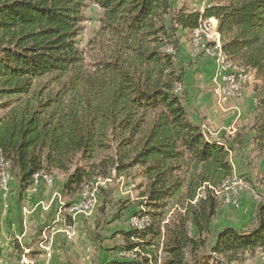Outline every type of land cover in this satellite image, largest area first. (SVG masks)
Segmentation results:
<instances>
[{"label": "trees", "instance_id": "obj_1", "mask_svg": "<svg viewBox=\"0 0 264 264\" xmlns=\"http://www.w3.org/2000/svg\"><path fill=\"white\" fill-rule=\"evenodd\" d=\"M89 3L101 10L99 29L80 50ZM201 19H216L223 52L261 84L253 139L264 152V0L190 13L172 0H0V156L19 191L39 171L62 173L76 194L94 178L140 170L131 217L147 223L115 233L131 258L112 264H233L264 249V200L251 229L212 232L234 142L192 122L178 92L177 32Z\"/></svg>", "mask_w": 264, "mask_h": 264}, {"label": "rangeland", "instance_id": "obj_2", "mask_svg": "<svg viewBox=\"0 0 264 264\" xmlns=\"http://www.w3.org/2000/svg\"><path fill=\"white\" fill-rule=\"evenodd\" d=\"M218 2L219 0H172L175 10L183 9L186 13L202 12L206 6ZM93 5L87 4L82 12L84 21L81 23L82 33L78 39L80 50L87 49V42L99 29L98 21L101 10L94 8ZM205 20L201 19L199 24ZM213 22L217 32L216 19ZM191 31L178 30L177 32L179 41L177 60L185 73V81L178 90L179 95H181L183 105L191 117L193 113H197V98L195 99L193 96L195 90L197 91L195 94L202 98L203 102L201 103L204 104L201 107L203 110L197 115L201 117V122L206 124V127L213 128L209 129L212 134H217L216 137L221 136L228 139L229 142H234L231 145L232 151L229 156L234 170L233 178L240 179L246 184V188L237 190L235 196L231 197V202L230 199L227 201L224 193H220L218 190V209L213 224L225 221L231 227L247 231L254 226L257 206L264 200V152L257 148L253 139L255 134L253 129L257 124V112L255 111L257 102L253 91L255 86L261 84L256 80L254 73H250L249 83L240 98L224 104L218 101L213 94V76L209 78L210 84L201 86L200 82H195L207 76L203 73L205 71L208 74L206 68H209V65L208 62H205L207 58L192 51ZM198 67L206 68H202L203 72L198 75L196 72ZM195 84L199 85L195 86ZM228 111L235 112L228 116ZM5 113V110L0 109V117ZM206 121H209V124ZM228 127H232L235 131L232 134L228 133ZM48 173L53 178L51 186L41 183L36 187L30 186L28 189L22 190L19 195L14 196L17 197L19 204L27 207L36 206L39 213L43 212L42 218H39L44 223L41 226L40 234L43 230L46 233L49 232V228L57 219V212L61 207L75 202L82 189H79L76 194L67 193L63 190L66 176L57 171H47ZM139 175V169L127 171L121 177L115 176L113 173L110 174L104 185L95 191L96 205L91 213L79 215L74 219L67 218L66 227L73 233V237L71 241H68V246L65 244L58 246L62 250L68 247L67 251L71 253L70 255L68 253L64 259V264H112L113 261L121 259L119 251L116 249L121 247L122 241L118 236H115V233L127 230L133 219L131 215L140 210L138 185L141 182ZM10 177L11 181L7 191L0 189V207L3 209L0 214H9V204L16 203V199L12 197L14 191L12 189L18 191L19 187L14 179V171L11 172ZM115 217H120V219H115ZM169 217L173 219L174 215L168 213L166 219ZM59 233L65 236L64 233ZM74 249L78 254L74 253ZM129 258L131 255L126 254V259ZM262 258H264V249L244 252L239 255L238 262L233 264H261ZM186 259L190 262L189 258ZM160 263L163 264V260L158 262V264ZM208 263L215 264V261L209 260Z\"/></svg>", "mask_w": 264, "mask_h": 264}, {"label": "crops", "instance_id": "obj_3", "mask_svg": "<svg viewBox=\"0 0 264 264\" xmlns=\"http://www.w3.org/2000/svg\"><path fill=\"white\" fill-rule=\"evenodd\" d=\"M205 62H208L209 68L198 67L196 71L198 75L199 73L203 72L202 68H206V70L208 71V74L204 71L203 74L207 75L204 79H198V81H195L200 82L201 86L203 84H210L209 78L213 76L214 72L213 63L208 59H206ZM198 85L199 84H195V86ZM195 93H197L196 90ZM195 93H193V96H195V99L197 98L196 105L198 107L196 109V112L200 114L203 110V108L201 109V107L204 104L201 103L203 102L202 98L197 97ZM234 112L235 111H228L227 114L228 116H230L234 114ZM197 113H193L191 117L189 116V119L192 122L201 125L202 129L206 131L212 138L213 136H215L214 139H218L219 137H216L217 134H212V131L209 129L211 127H206V124L201 122V117L198 116ZM206 122L207 124H209V121ZM227 129H229L227 132L230 134L235 131L234 129H232V127H228ZM12 190H14L12 193V197L16 199V203L14 205L9 204V214H0V264H20L18 262L22 258L26 261L27 264H64V259L66 258V256H68L69 253V251H67L68 247H63L64 250H62L59 249L58 246L60 244H65L68 246L69 242L66 237L59 232L50 234L56 227L58 212L57 219L49 228V232L46 233L43 230L42 234H40V232L42 231L41 226H43L44 223L39 218H42L41 216L43 212L39 213V209L36 210V206L27 207L19 204L17 202V197L14 196L19 195L21 191H19V189L18 191H16L15 189ZM3 207H6V205H3ZM0 211L3 212V209L1 207ZM223 226L230 225L225 221L219 222L218 224L214 223L212 232H218ZM41 247L45 248L43 249ZM74 250V253L78 254L76 252V249ZM74 253H72L73 256ZM70 254L71 253H69V255Z\"/></svg>", "mask_w": 264, "mask_h": 264}, {"label": "built area", "instance_id": "obj_4", "mask_svg": "<svg viewBox=\"0 0 264 264\" xmlns=\"http://www.w3.org/2000/svg\"><path fill=\"white\" fill-rule=\"evenodd\" d=\"M94 8L99 9L98 6L93 5ZM214 22L210 21V19L201 22L197 26V35H191L193 38V45L191 49L194 53L201 55L207 59H210L214 66L213 72V94L215 96H221V103L229 102V93H237L240 96L242 95L245 86L249 83L250 72L247 70H238V68H229L222 69L216 66V55H209L206 53V42H212V35H215V27L213 26ZM217 54V52H216ZM225 82H232V91H225ZM11 181L10 175L1 174V156H0V189L2 191H7L9 188V184ZM233 181L231 179L230 189L226 191V199L231 198L232 184ZM106 182V179H102L100 177L93 179V191H96L98 187H101ZM45 184L48 186V181L46 180V176H43V171L39 174V176H33L32 187H36L39 184ZM96 205V198H87V192L84 191V187L81 189L78 194V198L71 204V210H65V216L63 220H56V227L53 232L50 234H55L57 232H62L65 234V237L68 241L72 240L73 233L68 230L67 220L74 219L79 215H88L94 209ZM68 218V219H67ZM134 223V228L137 230H142L145 228L146 223L144 220L137 219L136 221H132ZM45 248V247H41ZM121 258L126 259V253H119ZM20 264H27L26 261L22 258L19 261ZM262 264V260H261Z\"/></svg>", "mask_w": 264, "mask_h": 264}, {"label": "bare ground", "instance_id": "obj_5", "mask_svg": "<svg viewBox=\"0 0 264 264\" xmlns=\"http://www.w3.org/2000/svg\"><path fill=\"white\" fill-rule=\"evenodd\" d=\"M214 19H210V21L213 22ZM191 35H197V29L191 31ZM190 45H193V38L191 37ZM217 52V54H216ZM206 53L209 55H216V66L218 68L222 69H229V68H238V70H246L245 68L239 66L238 64L232 62L229 60L227 55L223 52L221 45L219 43V35L216 32L215 28V35H212V42H206ZM252 78V77H251ZM250 80V77H249ZM246 87V86H245ZM225 91H232V82H225ZM218 101L221 102V96H216ZM241 96L237 93H229V101L235 100L240 98ZM41 171L36 172L33 176H39ZM1 174L3 175H10L9 173V164L1 157ZM43 176H46V180L48 181V186L52 185L53 178L49 174L43 172ZM233 184H232V191H231V197L235 196V193H237V190H240L242 188H246V184L236 178H232ZM33 181V177H32ZM231 179L226 181L219 189L220 193H224L225 199H226V191L230 189ZM84 191L87 192V198H95V191H93V180L87 182L84 186ZM218 192V193H219ZM240 192V191H239ZM219 195V194H218ZM227 201L229 199H226ZM229 203V202H228ZM65 210H71V204L68 207H65L63 209H60L58 211V219L57 220H63L65 216ZM137 219H132L130 221V226L134 227V223L132 221H136ZM144 223H147V219L144 218ZM137 229V228H136ZM262 263L264 264V258H262Z\"/></svg>", "mask_w": 264, "mask_h": 264}]
</instances>
